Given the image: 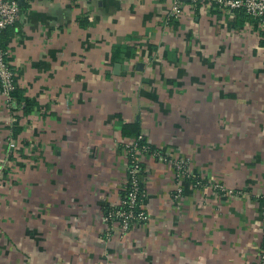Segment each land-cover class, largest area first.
Returning a JSON list of instances; mask_svg holds the SVG:
<instances>
[{
    "label": "crops",
    "instance_id": "1",
    "mask_svg": "<svg viewBox=\"0 0 264 264\" xmlns=\"http://www.w3.org/2000/svg\"><path fill=\"white\" fill-rule=\"evenodd\" d=\"M20 5L1 38L35 107L0 89V264H264V20L203 4L168 22L170 0ZM135 143L147 220L124 233L107 218Z\"/></svg>",
    "mask_w": 264,
    "mask_h": 264
},
{
    "label": "built area",
    "instance_id": "2",
    "mask_svg": "<svg viewBox=\"0 0 264 264\" xmlns=\"http://www.w3.org/2000/svg\"><path fill=\"white\" fill-rule=\"evenodd\" d=\"M171 10L168 22L179 19L184 11L189 9H197L203 4L209 5L211 8L227 14L243 12L248 17L264 20V0H170ZM21 5L19 0H0V36L13 27L19 19ZM15 72L8 60L5 46L0 41V89L1 94L9 109H13L16 98L13 94L17 90ZM11 148H15V142L11 141ZM143 149V148H142ZM132 153V154H130ZM139 145L133 144L129 148V164H128V181L127 195L121 202V209H117L108 215V220H116L120 223V227L124 233L128 232L132 225L143 223L147 220V215L143 208V169L139 159ZM187 161H179L175 163L177 171V179L185 178L187 171ZM217 190L223 191L222 186H215ZM183 192L182 187L178 186L177 197ZM228 194L233 195L234 191H228ZM264 259V247H263Z\"/></svg>",
    "mask_w": 264,
    "mask_h": 264
},
{
    "label": "trees",
    "instance_id": "3",
    "mask_svg": "<svg viewBox=\"0 0 264 264\" xmlns=\"http://www.w3.org/2000/svg\"><path fill=\"white\" fill-rule=\"evenodd\" d=\"M243 15H246V14H244L243 12H241ZM247 16V15H246ZM0 41H1V43L5 46V43H4V41H3V39L1 38V36H0ZM13 96L16 98V102H18L17 104L18 105H22L23 104V106H24V110L27 112V110H29L31 107L33 108V107H35V103L34 102H32V101H30L29 99H27L24 95H23V93H22V91L19 89V88H17V90H16V92L13 94ZM122 132H123V135L125 136V137H137L138 138V136L140 135V128H139V126H129V125H124L123 126V128H122ZM140 146H143L142 144L140 145ZM143 148V147H142ZM130 154H132V153H130ZM142 166V165H141ZM143 168V167H142ZM142 175H143V173H142ZM141 186H142V190H143V183L141 184ZM127 187H128V185H126V187H125V189H124V191H123V199L126 197V195H127ZM122 199V200H123ZM120 209H121V206L119 207Z\"/></svg>",
    "mask_w": 264,
    "mask_h": 264
},
{
    "label": "water",
    "instance_id": "4",
    "mask_svg": "<svg viewBox=\"0 0 264 264\" xmlns=\"http://www.w3.org/2000/svg\"><path fill=\"white\" fill-rule=\"evenodd\" d=\"M25 0H19L20 4H23ZM184 2H188L189 0H182ZM116 68H119V66H117Z\"/></svg>",
    "mask_w": 264,
    "mask_h": 264
},
{
    "label": "rangeland",
    "instance_id": "5",
    "mask_svg": "<svg viewBox=\"0 0 264 264\" xmlns=\"http://www.w3.org/2000/svg\"><path fill=\"white\" fill-rule=\"evenodd\" d=\"M30 263V262H29Z\"/></svg>",
    "mask_w": 264,
    "mask_h": 264
}]
</instances>
